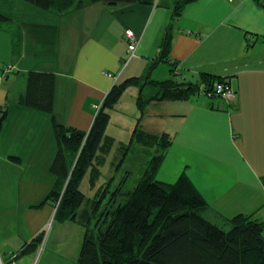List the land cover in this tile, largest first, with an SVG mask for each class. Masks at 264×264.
I'll use <instances>...</instances> for the list:
<instances>
[{
  "label": "crops",
  "instance_id": "0c3cea01",
  "mask_svg": "<svg viewBox=\"0 0 264 264\" xmlns=\"http://www.w3.org/2000/svg\"><path fill=\"white\" fill-rule=\"evenodd\" d=\"M82 1L63 13L0 0L8 18L0 23V112H8L0 134V264H34L38 248L21 252L45 232L53 214L52 206H39L57 183L50 172L57 154L53 116L88 132L112 87L134 78L200 84L212 76L232 85L233 101L202 90L187 100L153 102L141 124L172 138L156 180L173 184L185 173L208 203L204 216L220 228L231 227L239 214L264 221V0L186 5L171 29L170 57L178 71L167 63L153 67L170 23L167 6ZM127 30L139 39L129 62ZM31 71L55 74L54 115L19 103ZM147 86L130 87L111 111L106 133L116 144L131 141L142 116L137 100ZM127 104L132 120L120 116ZM114 120L125 126L119 134L111 130ZM33 191H40V200ZM17 215L19 226L11 219Z\"/></svg>",
  "mask_w": 264,
  "mask_h": 264
},
{
  "label": "trees",
  "instance_id": "16d2710c",
  "mask_svg": "<svg viewBox=\"0 0 264 264\" xmlns=\"http://www.w3.org/2000/svg\"><path fill=\"white\" fill-rule=\"evenodd\" d=\"M24 1L44 10L55 9L63 13L84 6L82 0L78 3L76 0ZM157 1L170 9L171 18L153 67L167 63L174 70L177 63L170 57L172 25L181 17L184 7L196 0H90L92 4L109 5H154ZM6 20L8 18L0 13V23ZM140 81L134 78L114 85L88 132L59 124L53 116L57 154L50 172L56 176L57 183L39 206H52L56 210V219L79 221L77 215L85 202L82 182L88 174L92 187L99 182L101 167L116 145L115 138L106 133L111 111L130 87L148 85L154 89L153 93L147 95L143 91L138 97L137 105L143 118L153 102L187 100L202 90L208 94L216 83L226 80L205 76L200 84L180 83L173 79L151 83ZM55 87V74L31 71L19 103L54 115ZM0 113L1 134L8 112ZM142 118L138 120L129 144L122 145L126 150L124 156L134 144L147 149L157 147L158 154L148 162L134 186H128V175L123 178L111 192L110 201L100 216L97 213L102 200L97 202L94 216L87 209L83 210L82 218L87 220L84 223L86 233L76 264H264V221L239 214L230 220L231 227L226 231L204 216L208 203L185 173L173 184L156 180L172 138L167 133L146 131L141 124ZM93 217L95 223H92ZM44 238L45 232H42L21 253L29 247L38 248Z\"/></svg>",
  "mask_w": 264,
  "mask_h": 264
},
{
  "label": "rangeland",
  "instance_id": "374dc122",
  "mask_svg": "<svg viewBox=\"0 0 264 264\" xmlns=\"http://www.w3.org/2000/svg\"><path fill=\"white\" fill-rule=\"evenodd\" d=\"M162 1H167V0H162ZM172 1L173 0H168L167 2H172ZM153 92L154 89L150 86H147L144 91V93L147 95ZM129 93L130 91L127 92L126 101L132 99ZM131 108L132 105L130 104L125 105V107L122 108L120 116L121 115L125 117L128 116L129 119L132 120L133 113ZM149 110L151 109L149 108ZM140 115H141V111H140ZM140 118H142V116H140ZM124 127L125 126L121 124L120 120H114V123L111 126V130L112 132L114 131L119 134L121 130H124ZM128 144L129 142H127V145ZM128 150L130 151L127 155L126 163L121 168V162L122 159L125 158L124 154L126 150L122 148V145H118V144L115 145L112 151L108 154L106 163L101 167L102 176L99 182L97 183L96 187H92L90 185V176L89 174L86 175L81 185V190L85 195V202L78 212L77 215L79 219L78 222L76 221L63 222L58 218L56 219L55 218L56 210L53 211L51 219L45 228L44 241L38 247V254L34 261V264H39V261L44 251L45 253L41 261V264H76L80 255L81 247L83 245L84 237L86 233V227L84 223L87 220L82 218L81 214L83 210L87 209L91 214V216H94L95 209L97 207L96 206L97 202L102 200L97 213V216H100V214L103 212L108 202L110 201L111 192L121 184V181L127 175L126 170H129L131 174L130 179L128 181V186H134L137 183L138 178L141 177L148 162L151 159H153L155 155L158 154L157 147H152L150 149H147L139 144H134ZM50 188L52 189V183L50 184ZM38 195H36L33 191V196H34L33 199L40 200V191H38ZM43 201H40V203ZM21 206H23L22 203ZM18 207H19L18 201H16V206L14 207L16 213ZM11 219L12 220L14 219L17 226H19V221H20L19 215ZM95 219H96L95 217L92 218V223H95L96 221ZM221 226L226 231L230 229V227L224 225ZM48 237H49V241L46 244Z\"/></svg>",
  "mask_w": 264,
  "mask_h": 264
},
{
  "label": "built area",
  "instance_id": "2783aa9c",
  "mask_svg": "<svg viewBox=\"0 0 264 264\" xmlns=\"http://www.w3.org/2000/svg\"><path fill=\"white\" fill-rule=\"evenodd\" d=\"M124 37L126 38V40L128 42V54H129L128 62H129L131 59H133L137 56L139 39L136 37V35L131 30L125 31ZM178 69H179L178 64H176L174 66V70L178 71ZM9 70L10 69H6V71H9ZM205 94L209 97L220 96V97H223L224 99H226L227 101H233L237 97L236 91L234 90L232 85L227 81L216 83L214 85V88L208 94L207 93H205ZM100 108H101V106H97V112L99 111ZM0 118H1V113H0ZM13 264H15V263H13Z\"/></svg>",
  "mask_w": 264,
  "mask_h": 264
}]
</instances>
